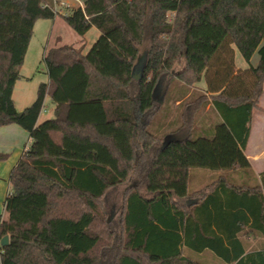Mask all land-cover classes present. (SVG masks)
<instances>
[{
    "label": "trees",
    "instance_id": "obj_1",
    "mask_svg": "<svg viewBox=\"0 0 264 264\" xmlns=\"http://www.w3.org/2000/svg\"><path fill=\"white\" fill-rule=\"evenodd\" d=\"M78 1L64 22L99 38L87 53L85 43L47 50L49 82L18 112L13 92L35 25L56 16L52 0H0V128L18 125L31 139L9 177L0 264H207L186 250L264 264V247L246 253L243 241L264 239V171L210 169L197 189L207 179L192 158L158 161L168 135L182 153L215 142L219 127L246 151L264 93V0ZM235 50L246 69L237 70ZM171 74L177 98L161 103L155 90ZM47 97L54 117L39 123ZM208 107L217 122L198 121ZM114 196L116 225L102 215Z\"/></svg>",
    "mask_w": 264,
    "mask_h": 264
},
{
    "label": "rangeland",
    "instance_id": "obj_2",
    "mask_svg": "<svg viewBox=\"0 0 264 264\" xmlns=\"http://www.w3.org/2000/svg\"><path fill=\"white\" fill-rule=\"evenodd\" d=\"M70 5V10L78 7V3L74 0L68 1ZM63 17L58 16L54 20H39L34 28V33L32 39L29 44V48L26 54V58L24 64L21 68L20 75L21 79L16 83L14 87L13 100L15 106L23 111L24 109L31 106L37 98L38 88L42 83H48V74L47 68L44 62V55L47 50L53 48L57 42V37H61V41L66 44H77L82 39L78 36L75 31L71 28L63 26L64 25ZM99 31L93 28L89 31L86 36L83 38L86 43L85 53H87L93 44L99 38ZM237 58L235 59L236 68L238 69H246L248 66L240 53L236 50ZM251 63L253 65H257L258 56L255 55L252 58ZM160 84V83H159ZM201 85H197V90L204 91L205 89L201 88ZM195 87L193 88V90ZM156 93V92H155ZM45 111L41 114L40 123H43L47 120L52 119L53 116V108L54 105L51 102V99L47 97L45 103ZM20 111V112H21ZM173 118L177 116V112L175 109L172 111ZM169 117V119L171 118ZM160 118L157 115L154 121ZM262 118H264V93L259 102V109H257L254 113L253 118V127L257 128L260 126L262 122ZM217 120V115L212 112L209 107L206 109L205 114H200L198 121L214 123ZM262 128V127H261ZM228 130L226 127L218 128V140L214 143H206L201 142L198 146H185L182 149V153L177 151V149L169 150L166 147L167 152H161L159 154L158 161L163 162L168 160V162L182 160L181 157H185L184 161H188L189 158L193 159V163L197 164L200 168L212 167L215 166L216 163H220L221 166L227 167V165L232 167H244L246 161V153L242 152L237 148L235 142L230 139L228 134ZM255 137L254 140H257L256 132L254 131ZM169 137L172 135H168L165 138L169 140ZM31 144V143H30ZM163 146H165L163 144ZM194 150L193 152H189ZM249 156L255 157V153H250ZM237 162V163H236ZM191 164V163H190ZM205 171V170H204ZM207 171V170H206ZM192 190H196L194 185H191ZM122 209V199L118 196H114L112 201L107 205V207L103 206L102 215L104 217H111L113 224H117V220H119V216L121 214ZM3 214V208L0 207V215ZM4 218H7V214L4 211ZM196 258V254H194Z\"/></svg>",
    "mask_w": 264,
    "mask_h": 264
},
{
    "label": "crops",
    "instance_id": "obj_3",
    "mask_svg": "<svg viewBox=\"0 0 264 264\" xmlns=\"http://www.w3.org/2000/svg\"><path fill=\"white\" fill-rule=\"evenodd\" d=\"M78 6H79V3H78ZM65 25L68 27V25L66 23H64L63 26H65ZM84 43H85V40L81 39L79 43L69 44V45L80 46ZM64 44L66 45V43H63L61 41V37L58 36L57 42H56L54 47H56L58 45H64ZM235 52H236V50H235ZM84 53H85V50H84ZM236 53H235V59L237 58ZM258 62H259V58H258ZM257 65H258V63H257ZM257 65H253V66H257ZM175 81H176V79H175L173 74L163 78L155 90V92H156V93H154L155 100L160 101L162 103L163 100L166 99V96L168 94H172V96L176 99L177 98L176 91L178 89V85L176 84ZM48 82H49V79H48ZM199 85L202 86L201 88L206 89V83L205 82H202V84H199ZM179 104H180L179 101L176 102V105H179ZM16 109L18 110V112L21 111L17 107H16ZM54 109H55V106L52 110L53 113H54ZM21 112H23V111H21ZM175 117L173 118V116H171L169 121H172L173 119H175ZM40 119H41V116H40ZM40 119H39V123H40ZM217 121L218 120H216L215 122H217ZM254 131L256 132L257 140H254V137H255ZM251 133L252 134L250 136V140H249L247 149L245 151L247 159L245 161L244 167H232V168H230L228 165H227V167H223L220 165V163H216L215 166H212V167L210 166L209 168L208 167L200 168L197 164H195L193 162H190L191 164L190 163H187V164L196 170V174L200 179L202 177L203 178L206 177V179H207V177H211V174H208L206 172V170L209 171L210 169H229L232 172L239 171L242 169H250L251 171H253V173L255 174L256 177H259V175L264 171V118H262V122H261L260 126L257 128L253 127V122H252ZM228 134L230 136V139H232L234 141L230 132ZM175 140H176L175 136L169 137V140L167 139V141H165V146L166 147L171 146L170 148L180 149L181 146L173 145ZM217 140H218V129H217V138L215 141H217ZM30 142H31V139H30L29 134L18 125L13 124L10 126H5V127L0 128V153L5 154L8 157L5 160L0 161V207L3 208V214L0 215V221L5 219L4 218V211H5L4 203H5V200H6L7 196L10 193V190H11L10 189V182H9L10 174L12 173V170L15 168V166L20 161L25 150L30 146ZM235 144H236L237 148L239 149V146L237 145L236 142H235ZM198 145L199 144L192 145V146H198ZM249 152L255 153L256 156L255 157L249 156ZM166 162H168V161L166 160ZM172 162L179 163L176 161H172ZM183 164H186V163H183ZM201 180H203V179H201ZM209 181L210 180H208V179L203 180V182L197 181V183L195 185H196L197 189H200L206 182H209ZM243 241H244V245L246 248V253H250L253 251H259V250H262L264 247V239L261 238L260 236H254L253 234H250V233L244 235ZM186 253L187 254H193V256L195 254V253H191L188 250H186ZM196 258L201 260V262H205L207 264H221V263H219V261H217L214 254L210 251H205L203 253H196Z\"/></svg>",
    "mask_w": 264,
    "mask_h": 264
},
{
    "label": "built area",
    "instance_id": "obj_4",
    "mask_svg": "<svg viewBox=\"0 0 264 264\" xmlns=\"http://www.w3.org/2000/svg\"><path fill=\"white\" fill-rule=\"evenodd\" d=\"M68 1L70 0H52L51 5H48V7H50V9L53 11L56 17L58 16L66 17L70 13V5ZM74 1L78 2L79 6H82V2L78 0H74ZM170 17L173 19V15H171Z\"/></svg>",
    "mask_w": 264,
    "mask_h": 264
},
{
    "label": "water",
    "instance_id": "obj_5",
    "mask_svg": "<svg viewBox=\"0 0 264 264\" xmlns=\"http://www.w3.org/2000/svg\"><path fill=\"white\" fill-rule=\"evenodd\" d=\"M144 66H145V56H143V57L139 60L137 66H136L135 69H134V75H133V76H134V79H140V78H141V74H142V72H143ZM165 147H166V146H164L163 149H164ZM111 219H112V215H111V217H110V220H111ZM8 242H9V237L4 238V239L2 240V242H1V246H3V247L7 246V245H8Z\"/></svg>",
    "mask_w": 264,
    "mask_h": 264
}]
</instances>
